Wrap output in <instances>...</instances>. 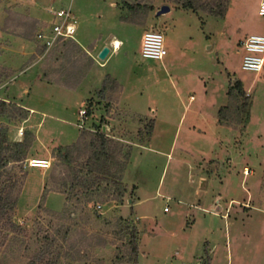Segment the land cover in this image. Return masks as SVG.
<instances>
[{"label": "rangeland", "instance_id": "obj_1", "mask_svg": "<svg viewBox=\"0 0 264 264\" xmlns=\"http://www.w3.org/2000/svg\"><path fill=\"white\" fill-rule=\"evenodd\" d=\"M259 1L227 0L214 16L174 0H37L77 19L75 40L45 48L35 35L48 19L0 0V194L12 202L0 264H28L40 250L33 264H132L123 224L136 228L138 264H174L185 241L187 264H225L224 252L249 264L238 247L264 261V215L251 218L250 199L264 181V67L243 70L238 52L264 34ZM148 29L164 36L162 59L140 55ZM112 39L119 49L99 58ZM30 107L45 114L29 119ZM100 131L118 180L86 187L74 179ZM30 157L50 165L29 167Z\"/></svg>", "mask_w": 264, "mask_h": 264}, {"label": "built area", "instance_id": "obj_2", "mask_svg": "<svg viewBox=\"0 0 264 264\" xmlns=\"http://www.w3.org/2000/svg\"><path fill=\"white\" fill-rule=\"evenodd\" d=\"M51 16L43 27L36 33V39L45 48H50L60 40L74 39L77 30V19L71 8L62 7L50 10ZM258 14L264 17V0L259 1ZM114 40L109 42V52L119 49ZM238 52L241 54V68L247 71L260 72L264 66V34H250L241 40ZM167 54L164 36L159 30L148 29L143 32L140 43V55L146 59H162ZM80 127L85 128L88 118L84 108L79 110ZM29 167L47 168L50 161L45 158L30 157L27 159ZM167 211L168 207H164Z\"/></svg>", "mask_w": 264, "mask_h": 264}, {"label": "trees", "instance_id": "obj_3", "mask_svg": "<svg viewBox=\"0 0 264 264\" xmlns=\"http://www.w3.org/2000/svg\"><path fill=\"white\" fill-rule=\"evenodd\" d=\"M174 1L180 3L183 8L191 9L193 11H196L199 8L214 16H224L227 10V0H211L209 2H200L201 0ZM234 85L240 89L241 85L239 81H235ZM241 95L242 97H244V93H241ZM3 105H5V100L0 99V107ZM110 141L111 140H109L101 131L96 132V134L89 142L91 151L81 166L83 170H85V175H77V178L74 179L75 182H77L78 184L88 183L86 187H90L93 184L100 183L105 179L110 178L112 180H118V178L111 172L110 168V162L112 160V155L108 150V143ZM127 155H129V153H127ZM11 203L12 202L8 199V196H3L0 194V220L3 218L7 210L11 209ZM123 229L125 231H128L127 233L130 237L131 256L129 258V261L132 264H138V244L136 241V228L134 226L130 227L128 224H123ZM43 255L44 252L40 250L32 257L28 264H33L37 260H42Z\"/></svg>", "mask_w": 264, "mask_h": 264}, {"label": "crops", "instance_id": "obj_4", "mask_svg": "<svg viewBox=\"0 0 264 264\" xmlns=\"http://www.w3.org/2000/svg\"><path fill=\"white\" fill-rule=\"evenodd\" d=\"M13 1L16 4V6H18L20 8L19 9L20 11H22V12L24 11L26 13V15H29V16H31V17H33L35 19H39V20L40 19H42V20L49 19L50 16H51L50 10L51 9H54V7L52 6V4H50V3H49V5H46L44 7H39L36 4V1L37 0H34V1L33 0H13ZM5 5H6V3H5ZM1 7L3 9L4 6L1 5ZM0 15H1L0 20H1L2 19V13L1 12H0ZM73 40H75V38ZM116 41L118 42L117 39H114V43H116ZM103 46H108V44L102 45V47ZM29 109L33 111V114H31V116L29 117V119H33V117H34V115L36 113H40L41 115L45 114L44 112H42V111H40V110H38V109H36L34 107H30ZM49 116H51L52 118L57 119V120H62L61 117H59V116H55V115H49ZM40 123H41V120L38 122V125ZM36 138H37V136H36ZM261 172H264V168H263V170H261ZM263 176H264V173H263ZM260 179H261V181H260ZM260 179L257 178L255 180V182H254V185L252 186V194H251V198H250L251 201H252V206H251L252 216H251V218L252 217H255V213H258V212L260 214H263L264 215V205L262 204V201H259L260 195H262L263 192H264V181H262V178H260ZM256 216H258V215H256ZM256 219H257V217H256ZM229 234L226 235V236H224V238L226 240L227 239L230 240L229 241V247H230L232 241L236 238V234L234 236H232V235L229 236ZM242 236H243V234H242ZM187 242L188 241H185V243L184 242L182 243L183 245H185L182 249L181 248L180 249H178V248L174 249V254H176V255H174V257L176 258V259H174V264H187V262H185V260H184L185 257H183V255L185 254V248H186ZM141 256H142V254L139 251L138 261L140 260ZM222 257H223V255H222ZM224 257H225V260H226L225 264H229V261L231 259L233 260V256H231V253L227 254V253L224 252ZM234 257H236V259L238 258L239 261H242L243 263H249V264H264V261L263 260H259V259L252 260L253 259L252 254H247L244 251H241V249H239V247H238V250L235 253ZM221 258L218 259V263H217V258L215 260L216 262L213 259L212 260V264H222L221 263V261H222ZM171 259L172 258H170V260ZM168 260H169L168 256L165 257L162 260L163 261V264H166V262Z\"/></svg>", "mask_w": 264, "mask_h": 264}, {"label": "water", "instance_id": "obj_5", "mask_svg": "<svg viewBox=\"0 0 264 264\" xmlns=\"http://www.w3.org/2000/svg\"><path fill=\"white\" fill-rule=\"evenodd\" d=\"M169 10H170L169 5L164 4V5L160 6L159 10L157 11V14H161V13L167 12ZM109 51L110 50H109L108 46H103L98 53V57L101 59H104L107 56V54L109 53ZM103 130H105V127H103Z\"/></svg>", "mask_w": 264, "mask_h": 264}, {"label": "bare ground", "instance_id": "obj_6", "mask_svg": "<svg viewBox=\"0 0 264 264\" xmlns=\"http://www.w3.org/2000/svg\"><path fill=\"white\" fill-rule=\"evenodd\" d=\"M115 44H118V42H116Z\"/></svg>", "mask_w": 264, "mask_h": 264}]
</instances>
